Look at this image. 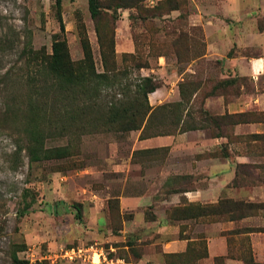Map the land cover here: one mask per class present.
Here are the masks:
<instances>
[{
  "label": "rangeland",
  "instance_id": "374dc122",
  "mask_svg": "<svg viewBox=\"0 0 264 264\" xmlns=\"http://www.w3.org/2000/svg\"><path fill=\"white\" fill-rule=\"evenodd\" d=\"M161 2L165 0H145L139 9H104L100 18L94 20L88 0H62L60 6L57 0H0V264H91L92 261L79 258L70 261L66 252L92 246L97 262L100 253L102 262L106 257L115 263L122 260L134 264L143 253L157 250L150 248V240L122 238L124 222L133 215L123 212L121 203H117L126 174L117 173L116 164L122 163L126 170L127 156L135 138L131 132H117V126L108 122H92L96 117L88 103L61 105L55 100L54 93L47 88L52 80L43 70L55 41L67 42L71 60L77 67L83 65V43L87 41L99 73L128 72L123 76V86L135 84L140 76H151L160 88L174 89L179 79L177 74L181 75L195 61L191 69L196 75H184L187 83L204 85L191 109L194 121L190 122L195 124L205 111L204 96L222 82L238 80L224 87L228 102L242 93H254L249 79L223 80L217 69L221 62L205 58L206 30L194 17L198 10L192 0H176L171 6ZM102 4L111 3L102 0ZM200 4L213 5L214 0H202ZM175 5L180 9L171 12ZM215 15L222 22L221 7ZM259 23L263 27L264 19ZM111 48L115 49V55ZM102 51L106 56L105 64ZM140 65L149 67L137 69ZM43 86H46L44 91ZM117 89L118 85L106 90L104 95L118 94ZM222 91L221 87L218 92ZM63 105L65 107L61 108ZM59 108L63 122H54ZM78 108L80 113H85L79 116V122H70ZM247 112H251L252 119H257L260 113ZM35 126L42 134L38 146L30 135ZM175 129L176 126L167 128L170 132ZM231 133L228 130V134ZM240 133H250V129L243 128ZM33 148L39 152V160L33 159ZM56 148H69L68 156L47 159L45 150ZM229 148L234 162L240 155L247 156V162L264 163V159L250 156L243 146ZM154 153H139L147 155L146 160L140 158L139 162H155V157H149ZM258 176L264 186V170ZM139 178L136 176V184H130L129 188H141ZM80 206L82 219L77 217L76 208ZM188 206L166 209V214L183 217L185 214L181 211L189 209ZM152 209L146 210L148 219L154 216ZM219 221L204 218L196 222H177L185 236L182 239L189 241L188 247L185 252L167 255L186 256L166 258V263L216 264V258L207 261L209 252L207 258L198 255L205 253V244L208 251V234L220 233L231 240V245L230 255L228 245L229 256L219 264H228V260L245 264L241 258L246 248L251 249L258 264H264V232L247 237L228 235L238 228H264V219L233 224ZM204 241L206 243H201ZM200 243L202 247L198 246ZM14 255L18 262L14 261ZM87 256L93 260L92 253Z\"/></svg>",
  "mask_w": 264,
  "mask_h": 264
},
{
  "label": "crops",
  "instance_id": "0c3cea01",
  "mask_svg": "<svg viewBox=\"0 0 264 264\" xmlns=\"http://www.w3.org/2000/svg\"><path fill=\"white\" fill-rule=\"evenodd\" d=\"M192 1L198 10L194 17L206 30L205 58L221 62L217 67L220 69L221 79L247 78L255 89L253 94L242 93L233 102H228L223 95L209 96L205 99L204 110L218 116L248 110L264 112V24L261 27L259 23L260 19H264V0H214L213 5H201L202 0ZM220 7L222 22L215 15ZM193 63L181 75L177 74L179 79L176 88L163 86L150 95L153 107L181 101L179 83L184 81L186 73L196 75L191 69ZM201 91L202 89L195 94L193 101ZM214 108L218 110L214 111ZM243 128H249L250 133H240ZM235 131L236 135L264 134V123L241 124L235 127ZM141 134L142 130L131 132L135 139L127 156L126 170L122 163L116 164V172L126 174L122 193L116 196L122 211L133 215L132 219L124 222L122 238L150 240V248L157 249L150 254L143 253L134 264H167V254L186 251L189 241L180 237L181 227L177 222L196 220H171L166 209L191 204H216L225 198L264 201V186L253 189L230 187L236 176L237 164L246 163L248 157L239 155L236 162L231 157L225 158L221 152L228 140L214 136L210 128L144 139ZM148 151L155 152L149 157L153 156L157 160L150 164L139 162L140 158L147 159V155L139 153ZM116 155L119 157L118 152ZM134 171L139 174H133ZM136 176L140 177L142 187L129 188L136 184ZM147 209L154 211V216L149 219ZM258 218L264 219V216L256 219ZM207 240V261L228 255V240L225 236L220 233L208 234ZM228 264L240 263L228 260Z\"/></svg>",
  "mask_w": 264,
  "mask_h": 264
},
{
  "label": "trees",
  "instance_id": "16d2710c",
  "mask_svg": "<svg viewBox=\"0 0 264 264\" xmlns=\"http://www.w3.org/2000/svg\"><path fill=\"white\" fill-rule=\"evenodd\" d=\"M111 4L105 6L102 4V0H88L89 11L94 20H97L102 15L104 9L112 8H136L139 9L145 0H109ZM62 0H57L58 5H61ZM176 0H165L162 4H174ZM171 6V5H170ZM179 6L175 5L171 7L170 11H178ZM142 11V10H141ZM83 51L85 59L82 67H77L71 60L70 51L66 41L57 40L53 43L52 54L49 60L44 64L43 70L47 78L52 80V83L47 87L54 93V98L59 102L71 103V105H77L81 102L88 103L94 117L92 122H108L110 125H116L117 132L129 133L132 131L142 130L141 138H152L158 136H166L177 133H186L193 130L210 128L213 131V135L216 137H225L228 140L226 145L222 146V155L225 158H230L228 153L229 146L240 145L247 150L248 154L256 159H264V134H246L236 135L234 129L241 124L249 123H264V112L259 113L257 119H252L251 112L229 114L224 115H211L206 111H202V118L199 123L190 122L194 121V113L191 112L192 105L194 103L193 97L200 91L204 85L187 83L186 80L180 82L179 89L181 94V101L163 104L157 107H153L150 104L149 97L155 93L159 88V84L151 76H140L136 78V83H130L123 86V76L128 75L127 71H108L99 73L96 70L92 50L89 43L86 41L83 43ZM111 53L115 55V49L111 48ZM102 58L105 64V52L102 51ZM107 67V63L106 66ZM149 66H136L137 69L148 68ZM246 80L247 78H240ZM238 80H228L219 84L209 94L204 96L205 99L212 95H223L227 98V93L224 87L234 85ZM119 86L118 94L104 95V92L108 89H114ZM223 88L222 92H218L220 88ZM46 86H43L44 91ZM105 96V98H103ZM118 96H121L119 98ZM185 105V107H184ZM204 106V103H203ZM65 105L61 106L64 108ZM77 109L76 113L71 116L70 122H79V116L82 113ZM61 109L59 108L57 114H54V122H63V116H60ZM179 114L176 115V113ZM175 127L173 132L167 130L168 127ZM216 130V131H215ZM231 131V134H228ZM30 135L35 143L39 145L42 141V134L38 127L35 126L34 130L30 131ZM69 148H56L51 150H45V157L47 159L52 158H64L68 156ZM32 155L34 160H39V152L32 149ZM264 170V163L261 161H250L246 163H239L236 166V176L230 187L234 189L249 188L261 186L262 181L259 179V172ZM117 201V199H116ZM120 203L119 200L117 202ZM119 207V206H118ZM189 209H184L185 215L183 217H169L171 220H199V219H211L214 221L222 220L224 222L240 223L245 220H253L257 217L264 216V202H252L245 199H221L216 204L201 205L191 204ZM78 219L81 217V206L76 208ZM189 212V214H188ZM175 214V213H173ZM220 222V221H219ZM264 228H238L228 233L229 236H248L251 233H263ZM180 237H185L183 231ZM234 239V238H232ZM193 241L192 243H194ZM201 243H206L201 242ZM198 244L201 247L202 244ZM229 255L231 240L228 239ZM191 248V245H190ZM189 250V249H188ZM242 261L245 264H258L253 256L250 248H246L243 251ZM187 254V253H186ZM228 255V256H229ZM184 255H167L166 258L176 257L180 258ZM199 258H207L208 251L205 244V253L198 255ZM226 259L225 256L217 257L216 264L223 262ZM14 261L18 262V258L14 255ZM174 264H183L182 261H178Z\"/></svg>",
  "mask_w": 264,
  "mask_h": 264
},
{
  "label": "built area",
  "instance_id": "2783aa9c",
  "mask_svg": "<svg viewBox=\"0 0 264 264\" xmlns=\"http://www.w3.org/2000/svg\"><path fill=\"white\" fill-rule=\"evenodd\" d=\"M95 248L94 246L88 248V249H82V248H73L71 250H68L66 252V257H68V259L70 261H74L75 259L79 258V259H83L85 261H89V263H92L91 264H127L126 262L122 261V260H119L117 261L116 263L114 262V260H111V259H107L106 257L103 258V262H102V259H101V256L102 254L98 253V256H99V259H98V262L95 260V256L97 253H95ZM88 253H92L93 254V260H91L90 258L91 257H88Z\"/></svg>",
  "mask_w": 264,
  "mask_h": 264
}]
</instances>
